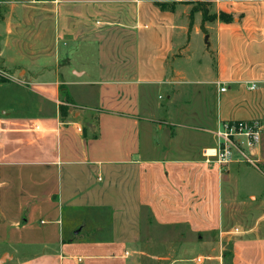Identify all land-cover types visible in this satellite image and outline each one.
<instances>
[{
    "label": "crops",
    "instance_id": "crops-1",
    "mask_svg": "<svg viewBox=\"0 0 264 264\" xmlns=\"http://www.w3.org/2000/svg\"><path fill=\"white\" fill-rule=\"evenodd\" d=\"M39 3L52 11L51 63L43 48L35 60L23 54L14 22L0 19V247L13 249L0 264H137L144 213L152 228L194 246L179 257L168 251L159 259L167 264H264V217L233 225L239 159L224 173L204 155L213 141H184L190 129L216 138L220 106L203 127L178 123L182 92L172 88L191 75L211 78L218 92L226 85L224 94L247 86L257 100L240 99L239 88L235 110L264 129V0ZM198 3L233 21L207 22L205 35L198 12L190 32ZM32 17L42 23L45 14ZM204 37L193 60V43ZM16 52L31 59L18 76L11 69L23 59L7 62ZM165 125L173 127L168 149L181 156L156 142ZM192 148L198 153L185 156Z\"/></svg>",
    "mask_w": 264,
    "mask_h": 264
},
{
    "label": "rangeland",
    "instance_id": "rangeland-1",
    "mask_svg": "<svg viewBox=\"0 0 264 264\" xmlns=\"http://www.w3.org/2000/svg\"><path fill=\"white\" fill-rule=\"evenodd\" d=\"M28 1L30 0H0V19L4 21L7 20V18H10L12 20L11 22H14L13 26H15L17 30H19V49H21L20 51L23 52V54L25 53L28 57L29 55H31V58H34L35 56H37V53H39V49L43 48L46 49L47 53H49V56L52 57L53 55L51 54L54 50V45H52V11H49L51 7H48L49 10H45V7H47L48 5H41L39 3L41 0H32L31 3H28ZM194 8H207L210 13L208 4L206 5L198 3L196 6H194ZM40 12H43L45 14L42 23L39 22L37 17H35V20L32 17V14L35 13L38 16ZM205 43V37L197 42L194 41L192 46L193 53L191 56L193 60L197 61V59H201L202 53H200V45ZM26 50L29 52V54ZM18 58L23 59V61H21L22 64L18 68L16 67L11 69L13 70V72H16L17 76L20 70H26L25 65L27 66L31 60L27 59L24 55L18 57V53L16 52L10 58H7V62L8 60L16 61ZM52 60L53 57L51 60L50 58H48L49 63L53 62ZM8 68L10 67H4L2 68V70H7ZM198 72L201 73L200 68ZM0 78L3 81L7 80V76L2 73H0ZM17 79H19V77H17ZM172 88L182 92V99H179L181 101L175 104V110L173 107V111L175 112V120L178 123H185L186 125H189L191 127H203L200 125H205L209 122V114L212 115V111L216 113L218 106H220L218 107V109L220 108L221 112L223 113L222 119L224 120V122L222 123L247 122L245 120L247 114L245 112L235 110L234 106V104L237 105L235 93L239 88L241 90V93L238 94V97L240 99H245L252 102H255L257 100L254 99L253 96H248L243 92L244 90H247V86H230L228 93L224 94L218 92L217 86L214 85L211 78L202 76L196 77L191 75L190 77L185 78V81L174 84ZM162 96L164 97L162 103L163 101L166 102L168 95L164 93L162 94ZM233 106L234 109H232ZM260 109L263 110L264 106ZM261 121L264 123V119L261 118ZM172 128L173 127H169L167 125L163 126L164 132L159 133L157 135V138L155 137V139L161 149L163 147H167L165 151L166 155L178 157L182 155L181 152H173L172 149H168L169 144H172L171 141L169 143L168 137V134L172 133ZM180 130L182 131V129ZM183 131L190 132L189 138L188 136H186V139L184 140L185 142H187L186 144H198V142L200 141L195 139V135H199L201 136L202 141L211 140L213 141L214 145H217V139L212 138V136L210 135L195 131L194 129ZM261 137L262 138L259 147L252 151V160L254 164L247 163L238 156L237 160L239 159L240 165H233L234 171L231 173V175L235 180L233 183L236 185V213L234 214V226L254 224L258 222L259 218L264 217V129L262 130ZM196 151L197 150L195 148H192L186 151L187 153H185L184 155L193 157L195 153H198V151ZM232 164H234V162ZM229 166L224 168V173L229 170ZM227 188L228 187L225 185L224 192L226 195L228 192ZM252 195L254 196L251 197ZM143 223L142 243L139 246L138 252L135 253L133 257L136 258L137 264H167V261H161L159 259L161 257H165L168 251L175 249V255L179 257L185 255L186 253L183 250V247L194 249V246L190 242L184 245V240L180 241V236L176 235V233H174L173 231L158 227L152 228V225L149 223V217L146 213H144ZM260 223H264V218L261 219ZM153 236H155L156 238L154 239ZM149 238H151V241H148ZM4 250H7L11 254L13 253L12 247L8 248L3 246L0 247V254Z\"/></svg>",
    "mask_w": 264,
    "mask_h": 264
},
{
    "label": "built area",
    "instance_id": "built-area-1",
    "mask_svg": "<svg viewBox=\"0 0 264 264\" xmlns=\"http://www.w3.org/2000/svg\"><path fill=\"white\" fill-rule=\"evenodd\" d=\"M218 87L220 93L227 91L226 85L218 84ZM256 87L253 84L250 88L254 90ZM262 130L263 126L258 122L221 123L216 132L217 146L207 150L204 155L217 163L222 170L237 161L238 156L247 163L254 164L252 151L261 143ZM201 260L199 258L197 261Z\"/></svg>",
    "mask_w": 264,
    "mask_h": 264
},
{
    "label": "trees",
    "instance_id": "trees-1",
    "mask_svg": "<svg viewBox=\"0 0 264 264\" xmlns=\"http://www.w3.org/2000/svg\"><path fill=\"white\" fill-rule=\"evenodd\" d=\"M175 5L173 4H159V7L162 10H169L172 9ZM201 12L202 14V26L201 30L205 35H208V32L206 30V23L207 22H214L216 20H220L223 23H231L233 21V16L225 13H220L219 15L217 14H210L207 8L204 9H198V8H193L190 14V26H189V31L191 32L193 22H194V15L195 13ZM68 108L61 106L60 107V113L65 118L67 116Z\"/></svg>",
    "mask_w": 264,
    "mask_h": 264
}]
</instances>
